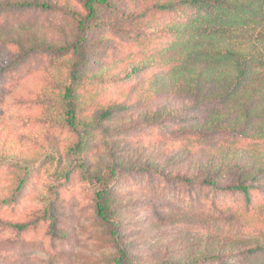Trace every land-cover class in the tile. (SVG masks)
Returning <instances> with one entry per match:
<instances>
[{
	"label": "trees",
	"instance_id": "1",
	"mask_svg": "<svg viewBox=\"0 0 264 264\" xmlns=\"http://www.w3.org/2000/svg\"><path fill=\"white\" fill-rule=\"evenodd\" d=\"M0 14L27 17L18 26L0 22V80L37 52L62 57L66 74L52 77L73 129L148 133L185 124L164 138H112L113 164L89 170L97 182L122 167L243 198L242 209L218 210L254 235L183 238L155 228L142 210L147 195L95 193L91 205L113 237V264H264L256 221L264 213V0H0ZM217 19L227 28L219 35L230 34L226 42L203 26ZM256 25L259 32L247 30ZM30 157L0 110V163ZM23 180L13 194L0 192V206L20 201ZM47 205L41 215L0 223L22 232L42 219L55 235L53 202Z\"/></svg>",
	"mask_w": 264,
	"mask_h": 264
},
{
	"label": "rangeland",
	"instance_id": "2",
	"mask_svg": "<svg viewBox=\"0 0 264 264\" xmlns=\"http://www.w3.org/2000/svg\"><path fill=\"white\" fill-rule=\"evenodd\" d=\"M28 18L50 23L66 21L63 18L38 19L33 14ZM26 19L25 16L0 14V22L15 26ZM113 19L120 25L125 21L120 13H115ZM203 26L210 38L220 36L225 38V42L229 40L228 32L227 35H219L220 30L227 28L218 19L204 22ZM261 28L256 25L247 30L257 33ZM58 72L66 74L62 57L37 52L0 80V110L6 119V126L17 139L20 149L27 157L31 156L28 162L0 163V192L13 194L17 182L24 179L20 201L0 206V220L22 221L36 214L41 215L48 202H53L56 227V234L51 235L47 233L49 228L42 219L35 229L29 227L22 232L0 223V264H113V237L91 205L95 193L103 190L147 195L151 203L144 204L142 210L153 220L155 228L162 231L160 233L165 230L170 237L180 234L183 238H191L192 235L203 238L208 234L254 235L252 231L242 229L240 223L226 220L218 210L242 209L241 196L233 197L206 187L183 185L122 167L116 168L113 178L104 175V180L97 182L89 170H100L103 161L113 164L106 145L112 138H164L169 136L172 127L180 129L185 124L164 126L148 133L136 128L112 134L96 127L75 130L67 123L59 104L60 87L52 77ZM18 173L21 179L17 177ZM157 212L167 218L163 221L157 219ZM180 213L186 214L191 221L179 216L174 218ZM256 221L264 229V213L257 215ZM252 222L249 223L253 225Z\"/></svg>",
	"mask_w": 264,
	"mask_h": 264
}]
</instances>
